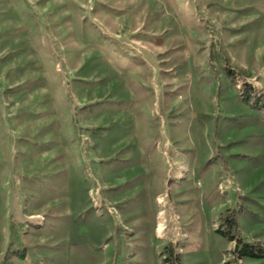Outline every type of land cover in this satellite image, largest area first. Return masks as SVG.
I'll list each match as a JSON object with an SVG mask.
<instances>
[{"label":"rangeland","instance_id":"obj_1","mask_svg":"<svg viewBox=\"0 0 264 264\" xmlns=\"http://www.w3.org/2000/svg\"><path fill=\"white\" fill-rule=\"evenodd\" d=\"M230 214L264 245V0H0V264H222Z\"/></svg>","mask_w":264,"mask_h":264},{"label":"trees","instance_id":"obj_2","mask_svg":"<svg viewBox=\"0 0 264 264\" xmlns=\"http://www.w3.org/2000/svg\"><path fill=\"white\" fill-rule=\"evenodd\" d=\"M228 72L229 74L230 72L234 74L235 70L229 68ZM240 82H242L241 88L245 90L247 95H256L257 97L258 95H261V93L250 82L244 79L240 80ZM223 226L224 228H220L219 232H221V234L228 238L231 242L236 241L237 244L232 252L234 258L226 260L222 264H239L240 261L246 258H264V245L261 242H248L238 237L239 228L234 214H230V216L224 220ZM8 255L9 253L5 256L3 264H11L8 261ZM172 255H174V253ZM174 258L176 260L175 264H180L179 258L177 256Z\"/></svg>","mask_w":264,"mask_h":264},{"label":"crops","instance_id":"obj_3","mask_svg":"<svg viewBox=\"0 0 264 264\" xmlns=\"http://www.w3.org/2000/svg\"><path fill=\"white\" fill-rule=\"evenodd\" d=\"M32 217L34 216V215H31ZM37 218L39 219L40 218V216H41V214L40 213H37Z\"/></svg>","mask_w":264,"mask_h":264}]
</instances>
